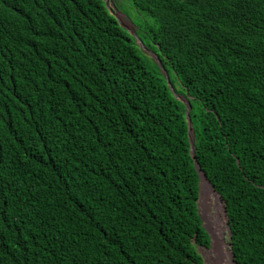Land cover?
Masks as SVG:
<instances>
[{"label":"trees","instance_id":"trees-1","mask_svg":"<svg viewBox=\"0 0 264 264\" xmlns=\"http://www.w3.org/2000/svg\"><path fill=\"white\" fill-rule=\"evenodd\" d=\"M129 1L0 0V264H205L196 163L264 264V0Z\"/></svg>","mask_w":264,"mask_h":264},{"label":"rangeland","instance_id":"rangeland-1","mask_svg":"<svg viewBox=\"0 0 264 264\" xmlns=\"http://www.w3.org/2000/svg\"><path fill=\"white\" fill-rule=\"evenodd\" d=\"M106 1L109 10L115 15L121 25L129 30L131 35L136 32V28L140 27L141 22H144V15L138 13L129 0ZM136 41L138 42L137 39ZM139 44L144 48L140 42ZM144 51L157 60L155 53L146 48H144ZM181 100L184 101V98L181 97ZM199 212L203 224L211 237V245L209 247H198L205 264H233L229 245L230 234L223 202L218 199L217 195L204 180L201 183Z\"/></svg>","mask_w":264,"mask_h":264},{"label":"water","instance_id":"water-1","mask_svg":"<svg viewBox=\"0 0 264 264\" xmlns=\"http://www.w3.org/2000/svg\"><path fill=\"white\" fill-rule=\"evenodd\" d=\"M105 1V3H106V5H107V7H108V4H107V1L106 0H104ZM111 12V11H110ZM112 13V12H111ZM119 21V20H118ZM121 24V23H120ZM122 26V25H121ZM123 27V26H122ZM125 28V27H124ZM128 30V29H127ZM129 31V30H128ZM132 35L136 38V39H138L137 38V36H136V34L135 33H132ZM140 41H139V39H138V43H139ZM141 43V42H140ZM158 62H159V64L161 65V62H160V60H158ZM163 69V68H162ZM164 71V70H163ZM165 73V77H166V80H167V82H168V85L171 87V83H170V79H169V76H168V74L166 73V72H164ZM172 89V88H171ZM183 101V100H182ZM190 111H191V107H190V105L188 104V109H187V120H188V124H189V128H190V130H189V135H190V142H191V147H192V156L195 158V149H194V132H193V130H192V126H191V120H190V117H189V113H190ZM196 169H197V172H198V175H199V178H200V188H201V183H202V181H203V179L208 183V185L210 186V188H211V190L217 195V197H218V199L220 200V201H222V198H221V196L220 195H218L217 193H216V191H215V189L212 187V185H211V183H210V181L208 180V178H207V176L205 175V173L201 170V167L196 163ZM224 211H225V215H226V210L224 209ZM231 235V234H230ZM231 258H232V261H233V254H232V252H231ZM233 264H236V263H234L233 262Z\"/></svg>","mask_w":264,"mask_h":264},{"label":"bare ground","instance_id":"bare-ground-1","mask_svg":"<svg viewBox=\"0 0 264 264\" xmlns=\"http://www.w3.org/2000/svg\"><path fill=\"white\" fill-rule=\"evenodd\" d=\"M204 180V179H203ZM205 181V180H204ZM206 182V181H205ZM207 183V182H206ZM208 184V183H207ZM210 187V186H209Z\"/></svg>","mask_w":264,"mask_h":264}]
</instances>
